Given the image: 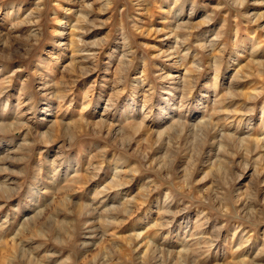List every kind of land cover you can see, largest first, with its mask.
<instances>
[{
	"label": "rangeland",
	"instance_id": "1",
	"mask_svg": "<svg viewBox=\"0 0 264 264\" xmlns=\"http://www.w3.org/2000/svg\"><path fill=\"white\" fill-rule=\"evenodd\" d=\"M0 264H264V0H0Z\"/></svg>",
	"mask_w": 264,
	"mask_h": 264
},
{
	"label": "bare ground",
	"instance_id": "2",
	"mask_svg": "<svg viewBox=\"0 0 264 264\" xmlns=\"http://www.w3.org/2000/svg\"><path fill=\"white\" fill-rule=\"evenodd\" d=\"M258 47V46H257ZM215 62V61H214ZM217 74V73H216ZM186 75V74H185ZM184 75V76H185ZM215 77V78H214ZM214 81L215 82H217L218 80V78L216 79V75H214ZM218 77V76H217ZM185 77H183L182 79V83H183V88H186L188 85H187V83H189V81H187V80H185L184 79ZM214 82V83H215ZM216 85V84H215ZM187 89V88H186ZM184 90V89H183ZM185 92V91H184ZM179 117L177 118V120L174 122L173 121V124H171V126H177V125H180V127H182V130H183V128H185V127H187V125H186V123L184 122V120H182V119H179L180 117H182V116H180V115H178ZM205 116V114H203V116H200V118H199V120H197L194 124H192L191 125V127H189L190 128V130H191V132H193V133H195V134H197V133H201L202 134V136L204 137H206V133H205V131L207 130V124H209V121H206V118L204 117ZM209 120H211V118H209ZM241 120V119H240ZM21 121V120H20ZM18 122H19V120H18ZM17 125V124H16ZM170 127V126H169ZM179 127V126H178ZM179 127V128H180ZM232 133V132H231ZM233 138H235L233 135H231V136H229V135H227L226 133H224V134H221V135H219V138L217 139V144H218V146H221V147H219V150H221L222 151V153L225 151L224 150V147H226V140L227 139H233ZM204 140V139H203ZM258 140V139H257ZM256 140V141H257ZM241 141L242 142H244L245 143V141H246V139H241ZM259 141V140H258ZM257 141V142H258ZM244 145V144H243ZM223 149V150H222ZM220 153V152H219ZM222 153H220V154H222ZM218 154V153H217ZM217 157H219L218 155H217ZM116 166H117V164H116ZM8 167V166H7ZM56 174V173H55ZM115 176H117L116 174H115ZM77 178V177H76ZM76 178H74V179H76ZM73 179V180H74ZM117 180H119L118 178H112V180H111V182H110V184L112 185L113 183L115 184V185H119V184H116V182H117ZM113 184V185H114ZM3 187H1V190H2V192L4 191V190H11L10 189V186L5 182V180H4V182H3V185H2ZM5 193V192H4ZM7 199H8V197H7ZM28 220V219H27ZM212 241V240H211ZM209 242V241H208ZM150 243V242H149ZM209 245V244H208ZM151 246V245H150ZM210 246V245H209ZM147 248V247H146ZM148 248H149V245H148ZM151 248V247H150ZM186 249V248H185ZM187 250H189V249H187ZM183 254L184 253H186V251L185 252H182ZM181 255V253L179 254V256ZM183 256V255H182Z\"/></svg>",
	"mask_w": 264,
	"mask_h": 264
}]
</instances>
